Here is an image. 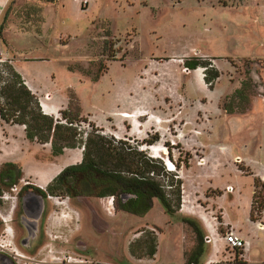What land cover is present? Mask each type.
<instances>
[{"label":"rangeland","instance_id":"1","mask_svg":"<svg viewBox=\"0 0 264 264\" xmlns=\"http://www.w3.org/2000/svg\"><path fill=\"white\" fill-rule=\"evenodd\" d=\"M63 1L64 11L45 7L42 13L38 2L11 0L0 17V46L12 39L10 25L35 30L43 22L42 37L51 42L61 34L67 44L52 52L74 59L75 72L56 80L70 87L68 118L78 140L84 143L85 133L124 140L142 154L138 167L153 160L159 175L144 176L155 178L176 212L167 214L158 199L136 216L115 210L112 196L47 195L36 219L33 205L28 213L22 209L27 187L36 185L25 170L68 158L54 156L49 143H30L15 127L7 132L16 146L3 150L16 149V163L0 156V173L8 169L17 178L0 176V254L14 264H188L193 258L195 264H247L222 241L214 254L205 237L227 231L217 202L246 227L250 179L243 176L253 173L227 156L229 145L233 155L264 164V0H90L89 7L76 1L80 8ZM40 69L49 71L43 64ZM243 81L247 87L236 95ZM76 150L82 159L83 148ZM228 170L238 175L227 176ZM224 177L243 188L241 197L220 201ZM258 183L264 186V176ZM257 192L264 199V187ZM256 212V226L264 225V213ZM260 229L252 235L253 262L264 259ZM28 230L35 236L25 247Z\"/></svg>","mask_w":264,"mask_h":264},{"label":"trees","instance_id":"2","mask_svg":"<svg viewBox=\"0 0 264 264\" xmlns=\"http://www.w3.org/2000/svg\"><path fill=\"white\" fill-rule=\"evenodd\" d=\"M7 62L0 63V119L8 124L24 126L29 142L51 144L54 156L61 155L65 149L83 148L82 161L62 169L47 185L45 191L35 186L27 188H31L44 198L47 195L66 196L70 199L112 196L115 210L136 216L147 214L153 207L154 199L160 201L167 214L172 215L176 212L172 210L162 186L155 178L144 176L146 173L152 176L159 175L160 172L151 164L153 160L145 161L143 169L138 167L137 159L142 154L131 152V147L124 140L116 141L114 138L108 139L97 135L88 136L84 143L80 142L78 140L80 133L72 125L57 123L54 117L43 113L39 99L30 91L13 65ZM196 66L188 64L189 68L196 69ZM206 82L210 81L206 79ZM245 87L247 85L243 81L241 88L235 91L236 95L243 94ZM225 110L231 112L227 108ZM61 115L68 124L74 123L68 118L67 112H62ZM142 161L141 158L140 162ZM6 167L13 169L15 165L6 164ZM0 176L11 179V182L17 180L12 178L8 169L2 171ZM180 184L178 181V188ZM263 187L259 183L256 184L252 215L254 211L264 210V199L259 201L260 195L257 192ZM123 195L132 197L123 200ZM143 254L150 256L151 253L144 251ZM188 264H195V258Z\"/></svg>","mask_w":264,"mask_h":264},{"label":"crops","instance_id":"3","mask_svg":"<svg viewBox=\"0 0 264 264\" xmlns=\"http://www.w3.org/2000/svg\"><path fill=\"white\" fill-rule=\"evenodd\" d=\"M89 5H90V0ZM11 2V0H0V17L6 10L8 4ZM29 2H38L41 4L42 7V13L44 11L45 7H56L61 11L65 10V4L63 0H29ZM73 3L75 6L80 8V4L78 5L75 0H73ZM36 4V3H31ZM88 5V7H89ZM44 17V16H43ZM6 19V17H5ZM43 22L38 29H28V30H18V29H12V26L10 25L9 30H11L12 33V39L9 41L7 39V43L3 44V46H0V56H4V59L10 60V63L13 65L15 70L22 76L23 80L25 81V84L30 89V91L36 95V97L39 99L41 109L44 114L55 117L58 114H61L62 112H67L69 114V106L70 101L66 96V90L70 87H63L61 84H58L56 77L57 75H67L72 74L75 72L70 67V62L72 60H68L65 58L64 55H61L62 57H57L56 54H53V52L61 51L65 44L61 42V34L60 36L55 39V42L48 41L42 37L43 35V28H42ZM1 29H0V35H1ZM53 51V52H52ZM76 61V60H75ZM53 63H59V66L56 68L52 66ZM43 64L45 66L49 67V71H45L41 73L40 65ZM33 69V70H32ZM41 76H37L38 74ZM43 76V79L46 78V81L43 82V79L41 77ZM1 121L0 124V156L3 158L2 161H10L16 163V159L11 158L16 157L15 150L13 149L16 144H12L10 140L13 136H10L7 132V130H10L12 128L18 127L20 129L21 136L25 135L24 126L20 125H12L8 124L4 121ZM234 123V120L232 121ZM231 139H232V134ZM229 135V138H230ZM235 136V135H234ZM33 143V142H30ZM13 147L12 149H5L3 150V147ZM77 148L72 149H65L64 152L61 154V156H67L68 160L66 162H63L60 165H56L55 162H52L50 164L46 163H40L36 168L30 169L28 171L25 170V173L23 174L24 177H31L35 182L38 188L45 189L47 185L60 173L62 169H64L67 166L78 164L82 161L81 154L77 152ZM236 155V156H235ZM239 154L233 155V146L229 145V151L227 156L229 157H236L237 160H241V163L244 162L245 166L250 168L252 171V175L250 176H243L248 177L250 179V185L249 189L250 192L247 194V202H246V227L243 226V224L238 220H233L228 210L224 208V206L221 204V202H217L219 208L222 209L223 213V219L225 221V224L231 226L233 230L236 232L238 236H240L243 240L249 243V246L246 247L244 250L235 252L232 251L235 255L238 256V258H242L247 264H259L264 263V259L258 260L253 262L250 260L249 255L251 254V248H252V235L253 232H256L259 229L258 226H256L255 223L258 221L255 220L254 215H252V203L254 198V193L256 189V184L258 183V180L264 176V164L261 162H258L252 158H242ZM83 157V155H82ZM232 170H228L226 175L231 176L233 174L238 175L235 172H231ZM22 176V177H23ZM242 176V175H239ZM229 182L232 183V185H227ZM219 186L222 188V195L220 198V201L223 197H227L228 195H232L237 193L239 197L243 195V188L242 187H236L234 182L230 181L229 178H225L222 182L219 181ZM233 187L234 190L232 193L227 192V187ZM264 213V210L261 212V216ZM264 229V227H263ZM209 230V229H208ZM215 240L212 243H208L212 246V251L214 254L218 252V245L219 242L222 241L226 246L227 244L223 240V236H220L221 234L218 233L217 229L216 232H214ZM228 247V246H227Z\"/></svg>","mask_w":264,"mask_h":264},{"label":"built area","instance_id":"4","mask_svg":"<svg viewBox=\"0 0 264 264\" xmlns=\"http://www.w3.org/2000/svg\"><path fill=\"white\" fill-rule=\"evenodd\" d=\"M75 1H79V3L81 5H84V6H87L89 3L88 0H75ZM0 39H1V35H0ZM54 118H55V121L57 123H61V124H65V125H73V124H68L66 119L59 117V115H56ZM87 135L88 134L85 133L84 139H87V137H88ZM203 162H205L204 159L201 160V163H203ZM233 190H234V188L231 186L226 188V191L230 192V193H232ZM110 204L112 205V201H110ZM224 225L227 228V231L223 235V240L225 241V243L227 244V246L230 250L235 251V252H239V251H242L246 247L249 246V243L246 242L245 240H243L240 236H238L231 226H229L227 224H224ZM260 227L263 228L264 225L259 224L258 228L260 229ZM205 240L207 243H212L215 240L214 233L212 232L210 235H207L205 237ZM67 261H70V257L67 259Z\"/></svg>","mask_w":264,"mask_h":264},{"label":"water","instance_id":"5","mask_svg":"<svg viewBox=\"0 0 264 264\" xmlns=\"http://www.w3.org/2000/svg\"><path fill=\"white\" fill-rule=\"evenodd\" d=\"M29 191V190H28ZM29 192L30 194L28 196H23L21 200L22 204V209L24 210L25 213H28L27 210L30 208V205H33L34 209H37V216L35 217L36 219L40 218L43 210L45 208V198L33 191L32 189ZM132 197V195H123L122 199L126 200L128 198ZM35 234L31 233L29 230L26 234V236L22 239V245L26 247V242L29 243L33 238ZM1 257L3 258V261L5 264H14L12 261L9 260V258L5 255L0 254Z\"/></svg>","mask_w":264,"mask_h":264},{"label":"bare ground","instance_id":"6","mask_svg":"<svg viewBox=\"0 0 264 264\" xmlns=\"http://www.w3.org/2000/svg\"><path fill=\"white\" fill-rule=\"evenodd\" d=\"M122 115L125 118H131L132 117V115L129 113H122ZM167 164H168V170L173 171L175 169L174 168L175 166L172 162L168 161ZM260 228H262V227H260Z\"/></svg>","mask_w":264,"mask_h":264},{"label":"flooded vegetation","instance_id":"7","mask_svg":"<svg viewBox=\"0 0 264 264\" xmlns=\"http://www.w3.org/2000/svg\"><path fill=\"white\" fill-rule=\"evenodd\" d=\"M70 199V198H69Z\"/></svg>","mask_w":264,"mask_h":264}]
</instances>
